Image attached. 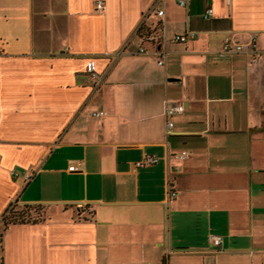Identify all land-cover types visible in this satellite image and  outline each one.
<instances>
[{"label": "crops", "instance_id": "crops-1", "mask_svg": "<svg viewBox=\"0 0 264 264\" xmlns=\"http://www.w3.org/2000/svg\"><path fill=\"white\" fill-rule=\"evenodd\" d=\"M95 1L0 0V264H264V0Z\"/></svg>", "mask_w": 264, "mask_h": 264}, {"label": "built area", "instance_id": "built-area-1", "mask_svg": "<svg viewBox=\"0 0 264 264\" xmlns=\"http://www.w3.org/2000/svg\"><path fill=\"white\" fill-rule=\"evenodd\" d=\"M159 0H155L151 4V6L146 10L142 16H141V23H143L145 17L149 15L150 13H154L157 17H162L164 14L163 8H160L158 6ZM178 5L184 6L185 2L183 0H177ZM103 8V2L101 0H96L95 1V10H101ZM213 10L211 7L206 8L202 13L201 16L204 19H208L212 16ZM140 26V25H139ZM196 37L195 32L193 31H185L183 33H176L171 36V40L174 42H179V43H186L188 41L193 40ZM158 41L159 42H164L165 41V36L163 33V27L159 23V35H158ZM139 52H144L145 50L143 48H138ZM235 52H247L251 56V62L255 63L258 60V50L256 47V36L255 34H251L246 42H233L231 38L229 37H224L221 44H220V49L218 51L219 55L224 54V53H235ZM154 54L157 56V64H162V56L163 52L157 47L154 49ZM88 73H89V79L91 81V84L93 86H96L99 83L100 77L99 75L89 66L88 68ZM183 110V104L181 102H177L173 105L167 106L164 110L165 114V129L168 132L172 122L170 120V117L173 113L176 112H181ZM102 112H93L92 115H100ZM177 158L184 159L188 156V153L186 151H181L177 154H175ZM157 160V157L154 155H144L141 160L136 162L137 165H145V164H153ZM74 166L70 165L68 169H72ZM10 174L15 176V172L13 170L10 171ZM31 175L28 174L25 176L26 179H28ZM174 195V191L168 187L167 189V197L171 198ZM208 241L211 246H215L221 243L222 237L221 235L218 234H208L207 236ZM144 264H151V263H144Z\"/></svg>", "mask_w": 264, "mask_h": 264}, {"label": "trees", "instance_id": "trees-1", "mask_svg": "<svg viewBox=\"0 0 264 264\" xmlns=\"http://www.w3.org/2000/svg\"><path fill=\"white\" fill-rule=\"evenodd\" d=\"M42 207L38 204L10 203L1 216V226L4 230L14 223L36 222L43 218Z\"/></svg>", "mask_w": 264, "mask_h": 264}, {"label": "rangeland", "instance_id": "rangeland-1", "mask_svg": "<svg viewBox=\"0 0 264 264\" xmlns=\"http://www.w3.org/2000/svg\"><path fill=\"white\" fill-rule=\"evenodd\" d=\"M42 209V208H41ZM43 211V210H42Z\"/></svg>", "mask_w": 264, "mask_h": 264}]
</instances>
